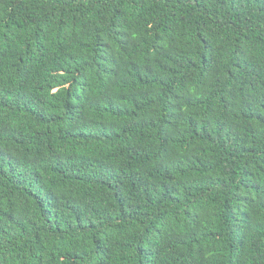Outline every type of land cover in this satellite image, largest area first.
I'll return each mask as SVG.
<instances>
[{"label":"trees","instance_id":"trees-1","mask_svg":"<svg viewBox=\"0 0 264 264\" xmlns=\"http://www.w3.org/2000/svg\"><path fill=\"white\" fill-rule=\"evenodd\" d=\"M0 264H264V0H0Z\"/></svg>","mask_w":264,"mask_h":264}]
</instances>
